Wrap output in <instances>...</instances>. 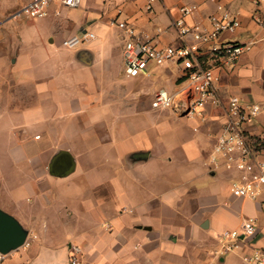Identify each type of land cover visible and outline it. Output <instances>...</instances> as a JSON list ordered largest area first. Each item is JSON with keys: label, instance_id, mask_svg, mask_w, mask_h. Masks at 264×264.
Masks as SVG:
<instances>
[{"label": "crops", "instance_id": "1", "mask_svg": "<svg viewBox=\"0 0 264 264\" xmlns=\"http://www.w3.org/2000/svg\"><path fill=\"white\" fill-rule=\"evenodd\" d=\"M30 1L0 0V209L22 219L15 217L36 241L0 264H71L72 245L82 248V264H246L264 250V192L257 201L236 197L231 186L241 173L215 153L232 97L262 107L244 132L264 133V43L234 65L206 53L203 66L220 77L219 103L189 119L151 105L159 91L183 88L182 66L129 77L125 33L114 43L100 31L115 30L110 22L121 12L142 39L177 46L180 9L196 5L188 26L211 30V17L225 10L241 26L218 44H245L264 38V0H156L150 12V0H83L79 8L97 16L71 19L59 8L45 19L15 17ZM58 34L63 46L80 38L65 46L74 51L52 48ZM67 158L73 171L58 176ZM249 219L256 235L242 234L225 253L222 233L242 231Z\"/></svg>", "mask_w": 264, "mask_h": 264}, {"label": "built area", "instance_id": "2", "mask_svg": "<svg viewBox=\"0 0 264 264\" xmlns=\"http://www.w3.org/2000/svg\"><path fill=\"white\" fill-rule=\"evenodd\" d=\"M111 1V0H110ZM132 2L134 0H112ZM156 0H150L146 6L147 11H152V4ZM83 0H31L24 5L15 17L29 19H45L50 15H60V9H77L81 7ZM60 8V9H59ZM196 5H184L181 7V19L174 23L178 34L179 45L162 47L153 40H144L129 20H121L119 17L110 22V26L125 33L124 62L126 73L135 78L147 75L150 67H164L175 63L182 66L185 72V83L177 93L167 90L159 91L152 99L154 110H171L182 117L189 119L202 118L204 109L210 104H218L215 88L220 77L214 67L203 66V59L207 52L218 60H225L235 64L246 52L260 43L264 38H254L245 44L226 43L218 44L220 36L225 32L235 33L240 28L238 19L232 18L230 13L222 10L218 15L211 17L212 29L204 30L200 26L190 27L185 19L196 13ZM257 25L264 33V17L257 21ZM92 33H86L85 39H93ZM80 41L75 38L64 43L71 48ZM204 47L209 49L204 50ZM262 113L259 104H245L241 98L232 97L229 101L227 121L222 132L218 135L215 153L225 159L229 168L233 166L241 173L239 182L232 184L231 191L236 197L257 201L264 192V133L255 139H250L244 132V128L253 123ZM260 146V147H259ZM257 226L253 219L245 221L242 231H225L221 236V243L225 253L234 251L243 234L245 239L254 237ZM30 237L22 247L30 246ZM2 258L6 257L0 254ZM83 250L77 245L71 246V264H82ZM246 264H264V250L256 249L252 254L245 256Z\"/></svg>", "mask_w": 264, "mask_h": 264}, {"label": "water", "instance_id": "3", "mask_svg": "<svg viewBox=\"0 0 264 264\" xmlns=\"http://www.w3.org/2000/svg\"><path fill=\"white\" fill-rule=\"evenodd\" d=\"M63 152L57 153L52 160L51 168L57 169L60 167V160ZM74 161L69 158L61 165V173L70 174L73 171ZM29 232L22 226V224L12 215L0 209V254L8 256L13 252L21 249L27 242Z\"/></svg>", "mask_w": 264, "mask_h": 264}, {"label": "rangeland", "instance_id": "4", "mask_svg": "<svg viewBox=\"0 0 264 264\" xmlns=\"http://www.w3.org/2000/svg\"><path fill=\"white\" fill-rule=\"evenodd\" d=\"M96 4V0H89V2H88V6H93V5H95ZM67 10V14H68V16L71 18V19H79V20H81V19H83L86 15H88V17H95V16H97V14H95V13H93L92 11H86V8H77V9H66ZM98 19V18H97ZM100 31H106V34H107V40H111V41H113L114 43H120V41H121V32H120V30H118V29H115V30H106L105 28H103L102 30H100ZM74 34H72V35H70V36H73ZM101 35H102V33H101ZM65 39V37H64V35H60V34H58V35H56L55 36V45H53L52 46V48L54 49V50H57V51H59V52H61L62 50V48H64V49H68L69 51H74V50H70L69 48H65V46H63L62 44H63V40ZM60 50H59V49ZM63 49V50H64ZM76 50V49H75ZM130 79H132V78H130ZM136 83V82H135ZM130 94H131V92L129 93V96H130ZM160 112H162V113H166V114H169L170 116H172V117H175V115H174V113L173 112H171L170 110H160ZM0 206H2L1 205V203H0ZM3 208V207H2ZM7 212V211H6ZM8 213L9 214H13L12 213V211L11 210H8ZM14 217H16L20 222H23V220L22 219H20L17 215H13ZM36 241V238L35 237H32L31 239H30V245L32 246L34 243H35V241ZM29 247V246H28ZM31 252H33V250H30Z\"/></svg>", "mask_w": 264, "mask_h": 264}, {"label": "trees", "instance_id": "5", "mask_svg": "<svg viewBox=\"0 0 264 264\" xmlns=\"http://www.w3.org/2000/svg\"><path fill=\"white\" fill-rule=\"evenodd\" d=\"M261 146H263V147H264V143H263ZM259 147H260V146H259Z\"/></svg>", "mask_w": 264, "mask_h": 264}]
</instances>
